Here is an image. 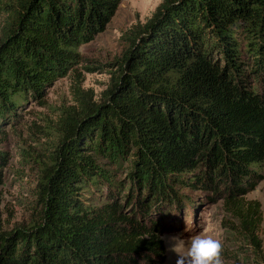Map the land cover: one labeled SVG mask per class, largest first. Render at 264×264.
I'll return each instance as SVG.
<instances>
[{"label":"trees","instance_id":"16d2710c","mask_svg":"<svg viewBox=\"0 0 264 264\" xmlns=\"http://www.w3.org/2000/svg\"><path fill=\"white\" fill-rule=\"evenodd\" d=\"M120 3H4L0 121L76 66L78 48ZM124 40L102 99L79 101L60 120L36 218L0 232V264H159L163 219L152 215L176 200V185L221 197L233 231L264 264L260 205L245 198L264 165V0H161ZM123 159L124 205L109 170Z\"/></svg>","mask_w":264,"mask_h":264},{"label":"rangeland","instance_id":"374dc122","mask_svg":"<svg viewBox=\"0 0 264 264\" xmlns=\"http://www.w3.org/2000/svg\"><path fill=\"white\" fill-rule=\"evenodd\" d=\"M14 0H0V7L8 10ZM161 0H121L105 29L91 41L78 48L79 63L65 75L47 85L39 96L19 103L12 114L0 121V154L4 164L0 169V232L10 231L20 224H28L39 210L38 191L44 181V168L50 166L57 143L61 138L66 114L77 112L79 101L96 103L117 75V61L127 49L125 32L134 25L144 24ZM8 20L7 11L0 10V36ZM129 163L120 160L110 165L113 182L118 187V201L124 205L131 190L126 178ZM262 179L247 193V200L260 205L261 223L257 237L264 255V165ZM134 188V187H133ZM132 188L131 198L137 191ZM176 200L164 203L160 213V229L164 245V260L159 264H175L177 254L170 251V237H179L187 245L196 235L211 236L223 245L224 264H258L247 244L233 231L236 224L225 214L221 197L214 193L174 186ZM135 190V191H134ZM140 192V191H139ZM144 197L143 194L140 192ZM142 196L140 199H142ZM90 202L104 201V197L89 194ZM92 198V199H91ZM133 208V207H132ZM183 253L185 248H179Z\"/></svg>","mask_w":264,"mask_h":264},{"label":"clouds","instance_id":"9594fccd","mask_svg":"<svg viewBox=\"0 0 264 264\" xmlns=\"http://www.w3.org/2000/svg\"><path fill=\"white\" fill-rule=\"evenodd\" d=\"M170 251L177 254L175 264H224L222 259L223 245L219 239L211 236L196 235L190 243L185 244L179 237H170ZM186 251L180 253L179 248Z\"/></svg>","mask_w":264,"mask_h":264}]
</instances>
